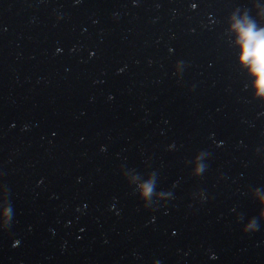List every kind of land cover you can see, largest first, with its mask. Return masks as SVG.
Listing matches in <instances>:
<instances>
[{"label": "water", "instance_id": "1", "mask_svg": "<svg viewBox=\"0 0 264 264\" xmlns=\"http://www.w3.org/2000/svg\"><path fill=\"white\" fill-rule=\"evenodd\" d=\"M248 27L264 0H0V264H264Z\"/></svg>", "mask_w": 264, "mask_h": 264}, {"label": "clouds", "instance_id": "2", "mask_svg": "<svg viewBox=\"0 0 264 264\" xmlns=\"http://www.w3.org/2000/svg\"><path fill=\"white\" fill-rule=\"evenodd\" d=\"M241 37L244 41V58H251L250 62L254 64L256 72L264 76V30L255 32L248 27L242 32Z\"/></svg>", "mask_w": 264, "mask_h": 264}]
</instances>
